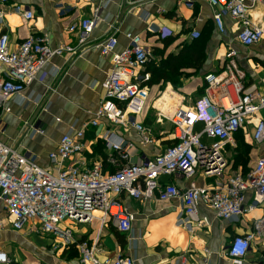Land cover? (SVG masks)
<instances>
[{"label":"crops","instance_id":"crops-1","mask_svg":"<svg viewBox=\"0 0 264 264\" xmlns=\"http://www.w3.org/2000/svg\"><path fill=\"white\" fill-rule=\"evenodd\" d=\"M16 5L32 9L35 18L25 19L14 10ZM98 7L101 8V19L89 38L90 47L77 57L66 54L52 58L23 93L12 96L6 106L0 108L2 140L21 152L32 153L40 165L55 171L49 152L55 149L61 136L70 128L83 127L95 117L103 99L101 82L111 72L113 62L110 56L101 55L94 45L111 34L118 39L116 50L119 51L128 45L127 32L140 33L144 43L152 48L155 56L152 62L155 61V66H158L163 57L177 54L185 42L197 39L191 37L193 30L202 32L207 29L206 60L200 70L189 69L190 74L182 78L178 87L170 79L152 83L150 78L146 82L148 96L142 113L135 119L149 128L151 142L144 144L142 134L131 126L109 124L102 119L100 125L85 128V150L68 165L82 161L92 167L100 163L105 171L110 172L121 167L125 162L118 151L107 146L104 139L106 132L124 149L130 150L133 161H137L142 153L153 155L163 151L172 138L168 133L171 124L165 113L178 106H189L199 98L205 86V74L220 70L231 49L236 51L238 65L246 73V91H264V38L250 47L242 45L237 40L240 24L229 15L224 16L225 31L221 32L213 19L215 8L207 0H9L5 7L6 15L0 21V33L8 32L12 49L34 33L45 35L54 47L62 44L76 46L78 37L68 32L69 25L90 15ZM249 16L255 23L264 25V2L251 7ZM167 38L172 40L166 44ZM149 66L141 72H149ZM4 71L0 63V76ZM44 100L45 105L33 123L43 132L33 133L29 120ZM28 127L29 133H24ZM253 130V124L243 130L245 141L251 145L247 170L264 156V141L254 143ZM204 141L209 142L206 138ZM223 153L225 157L233 158V151H228L226 147ZM234 163H227L226 175L247 171L241 163ZM161 183H174L181 189L192 184L204 187L214 185L215 178L200 170L190 179L181 174L162 176ZM252 198L253 192H247L245 204L249 205ZM120 199L124 207L137 214L129 232H120L110 219L103 226L102 212H96V218L91 223L78 224L73 229L78 242L92 243L98 239L101 257L114 256L123 251L133 255L136 264H175L182 254L190 263L196 264H264V233L253 242L243 260L236 262L228 253L231 240L250 229L254 220L264 212V205L233 221L220 219L214 209L201 204L196 215L182 222L184 214L180 199L164 202L155 197L141 201L127 194ZM6 215L4 206L0 204V219L7 221ZM114 231L125 236L124 244L119 242ZM17 241L28 242L34 248V255L30 254L24 262L13 258L12 249ZM57 241L53 234L30 233L27 226L19 231L8 224L0 226L1 249L13 264H80L77 244L76 259L67 260L62 255L63 249L57 251Z\"/></svg>","mask_w":264,"mask_h":264},{"label":"built area","instance_id":"built-area-1","mask_svg":"<svg viewBox=\"0 0 264 264\" xmlns=\"http://www.w3.org/2000/svg\"><path fill=\"white\" fill-rule=\"evenodd\" d=\"M8 1L0 0V21L6 15ZM207 1L215 8L213 19L221 32L225 31L224 16L229 15L240 24L237 40L242 45L250 47L264 38V25L255 23L249 16V9L264 0ZM14 10L27 20L35 18V12L30 8L16 5ZM100 11V7L95 8L90 15L69 25L68 32L77 34L76 46L54 47L45 35L34 33L12 49L8 32H1L0 63L5 71L0 76V108L5 107L12 96L23 93L52 58L66 54L77 57L90 47L89 38L101 19ZM199 36V30L191 32V37ZM126 37L128 45L119 51L114 34L94 45L101 55L110 56L113 68L101 82L103 99L95 117L83 127L70 128L49 152L55 171L40 165L32 153L21 152L5 143L0 124V204L5 208L7 224L13 230H23L27 226L30 233L53 234L58 239L57 244L65 242L70 246L76 243L80 264H136L134 256L123 251L101 257L99 240L78 242L69 225V222L89 224L98 211L103 213V226L110 219L120 232H129L137 214L123 206L120 199L123 194L141 201L155 197L164 202L180 199L184 214L182 222L196 215L201 204L214 209L220 219L233 221L264 205V156L246 173H225L227 161L223 151L227 143L234 141L236 132L253 124V142L264 141V91H246V73L239 67L233 49L226 54L220 70L205 74V90L199 98L189 106H178L165 113L171 124L168 133L174 142L163 151L153 155L142 153L137 161H133L130 150L124 149L106 132L107 146L118 151L125 162L121 167L110 172L100 163L92 167L82 161L68 165L85 150V128L100 125L102 119L109 124L133 127L142 134L144 144L152 141L149 128L137 122L135 116L141 114L145 106L146 82L151 78L150 72L141 70L155 56L140 33L127 32ZM6 110L10 111V108L6 107ZM31 126L33 133L43 132L37 124ZM24 133H29V127ZM205 138L209 142H205ZM200 170L215 178V184L204 187L192 184L181 189L174 183H161L162 176L181 174L190 179ZM249 191L253 192V198L246 205ZM113 207L118 211L112 212ZM4 221L0 219L1 227H4ZM263 233L264 212L247 232L231 240L230 257L236 262L243 260L253 242ZM0 264H13L1 244ZM175 264L196 263H190L182 254Z\"/></svg>","mask_w":264,"mask_h":264},{"label":"trees","instance_id":"trees-1","mask_svg":"<svg viewBox=\"0 0 264 264\" xmlns=\"http://www.w3.org/2000/svg\"><path fill=\"white\" fill-rule=\"evenodd\" d=\"M208 33L209 31L207 29L200 32V36L197 39L191 42H185L182 45L181 50L177 54L170 53L166 57H163L158 66H155L157 65L155 61L150 62L149 64L151 66H149L148 69L151 73L152 83H156L157 81H160L162 79H170L178 87L181 83L182 78L187 77L190 74V72H188L189 69H195V71L200 70L206 60V43L208 39ZM171 40L172 38H167L166 44ZM204 90L205 86H203L202 94L204 93ZM236 138L244 141L243 130H239L238 132H236L235 139ZM173 142L174 141L170 139L168 145L172 144ZM240 145L241 146L236 145V147L234 148L236 154H233V158L235 159L236 163L240 161L242 155V152H240L239 149H244L247 152V155H249V152L251 150V145L247 142H242ZM240 162V165L242 167H245L248 161L242 160ZM248 171L249 170L245 171L244 173ZM114 234L118 238L119 242L121 244H124L125 236L120 234L118 231H114ZM73 247L76 248L75 246ZM77 255L78 254L76 252V256Z\"/></svg>","mask_w":264,"mask_h":264},{"label":"rangeland","instance_id":"rangeland-1","mask_svg":"<svg viewBox=\"0 0 264 264\" xmlns=\"http://www.w3.org/2000/svg\"><path fill=\"white\" fill-rule=\"evenodd\" d=\"M234 142L235 143H227L226 144V149L229 151L230 150V152H232L233 151V153H235L236 154V151H235V147H236V145H234V144H237V145H239V146H241L240 144L242 143V142H246L245 141V138H244V141H241L240 139H235L234 140ZM101 148L102 147H100L99 148V150H101ZM239 151L240 152H242V155H241V159H240V161H242V160H244V161H248L249 160V155H247V152L244 150V149H239ZM237 152H238V150H237ZM233 153H232V155H233ZM226 158V161H227V163L229 164V162H235L234 160H233V158H230V157H228V156H226L225 157ZM239 161V163H241ZM234 165H236V162L234 163ZM236 168L238 167V166H235ZM244 169H246L247 168V165L245 166V167H243ZM116 209H117V207H116ZM118 210V209H117ZM98 212V211H97ZM68 222V221H67ZM5 225L7 224V221H4L3 222ZM69 225L71 226V228H73L74 229V227H76V226H78V224H75V223H70L69 222ZM77 228V227H76ZM55 237V239H56V236H54ZM32 238V237H31ZM30 238V239H31ZM43 240H45L44 238H42ZM30 243H28L27 242V244H24L22 241H17L15 244H14V247H13V251H12V254H13V258H16V259H20V261L21 262H24L29 256H30V254H33L34 255V253L32 252L33 251V247H32V245H29ZM58 245V248H57V251H59V250H62V252H63V256L65 257V259H67V260H74V259H76V248H74V247H72V246H69V245H66L65 244V242L63 243V242H60L59 244H57ZM75 247H76V243H75V245H74ZM69 247V248H68Z\"/></svg>","mask_w":264,"mask_h":264},{"label":"water","instance_id":"water-1","mask_svg":"<svg viewBox=\"0 0 264 264\" xmlns=\"http://www.w3.org/2000/svg\"><path fill=\"white\" fill-rule=\"evenodd\" d=\"M46 100H44L43 102H40L35 110V112H33L30 120H29V125H33L34 121L38 118L40 112L42 111L44 105H45Z\"/></svg>","mask_w":264,"mask_h":264},{"label":"bare ground","instance_id":"bare-ground-1","mask_svg":"<svg viewBox=\"0 0 264 264\" xmlns=\"http://www.w3.org/2000/svg\"><path fill=\"white\" fill-rule=\"evenodd\" d=\"M118 210L116 209V207L112 208V212H117Z\"/></svg>","mask_w":264,"mask_h":264}]
</instances>
